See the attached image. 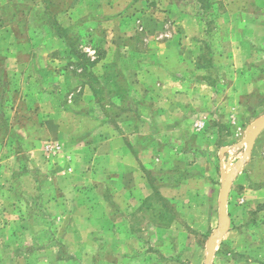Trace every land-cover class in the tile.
<instances>
[{
	"label": "rangeland",
	"instance_id": "1",
	"mask_svg": "<svg viewBox=\"0 0 264 264\" xmlns=\"http://www.w3.org/2000/svg\"><path fill=\"white\" fill-rule=\"evenodd\" d=\"M263 119L264 0H0V264H264Z\"/></svg>",
	"mask_w": 264,
	"mask_h": 264
},
{
	"label": "water",
	"instance_id": "2",
	"mask_svg": "<svg viewBox=\"0 0 264 264\" xmlns=\"http://www.w3.org/2000/svg\"><path fill=\"white\" fill-rule=\"evenodd\" d=\"M258 125L259 126H258L257 130L255 131V133H253L252 137L249 139V142H251V140L253 139V136L256 133H258L262 128H264V119ZM232 179H233V177L230 176L225 181V183L223 184V187H222L221 194H220V200H219L220 219L225 223V226L223 228L219 229V232H218V235L219 236L223 235L227 231V227L229 225L228 218H227V214H226V204H227L228 188H229V184H230V182H231ZM212 251H213V240H211L209 242V255H208V259H207L208 261H210V259H211Z\"/></svg>",
	"mask_w": 264,
	"mask_h": 264
},
{
	"label": "trees",
	"instance_id": "3",
	"mask_svg": "<svg viewBox=\"0 0 264 264\" xmlns=\"http://www.w3.org/2000/svg\"><path fill=\"white\" fill-rule=\"evenodd\" d=\"M81 61H85V62H87L88 61V59L86 58V56L85 55H81Z\"/></svg>",
	"mask_w": 264,
	"mask_h": 264
},
{
	"label": "crops",
	"instance_id": "4",
	"mask_svg": "<svg viewBox=\"0 0 264 264\" xmlns=\"http://www.w3.org/2000/svg\"><path fill=\"white\" fill-rule=\"evenodd\" d=\"M259 193L261 194V192L259 191Z\"/></svg>",
	"mask_w": 264,
	"mask_h": 264
}]
</instances>
